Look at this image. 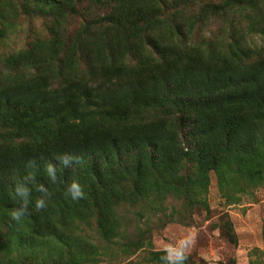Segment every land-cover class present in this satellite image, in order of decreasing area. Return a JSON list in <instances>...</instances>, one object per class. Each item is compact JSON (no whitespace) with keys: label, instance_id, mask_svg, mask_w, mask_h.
I'll use <instances>...</instances> for the list:
<instances>
[{"label":"trees","instance_id":"trees-1","mask_svg":"<svg viewBox=\"0 0 264 264\" xmlns=\"http://www.w3.org/2000/svg\"><path fill=\"white\" fill-rule=\"evenodd\" d=\"M35 18L43 32L8 51ZM259 38L264 0H0V264H97L101 243L122 244V206L141 204V218L168 195L196 205L213 171L229 202L261 185ZM17 179L32 199L21 222ZM146 233L126 230L127 252Z\"/></svg>","mask_w":264,"mask_h":264},{"label":"rangeland","instance_id":"rangeland-1","mask_svg":"<svg viewBox=\"0 0 264 264\" xmlns=\"http://www.w3.org/2000/svg\"><path fill=\"white\" fill-rule=\"evenodd\" d=\"M79 23L78 19L70 21L71 32ZM42 32L41 18L21 21L7 41V50L25 48ZM258 42L264 43V38ZM235 195L233 202H229L213 171L208 188L196 194V205L189 206L186 201L168 195L163 200L156 198L157 206L152 203L156 208L146 207L141 218L136 215L142 212L141 204L122 206L119 213L127 222L122 236L127 230L136 240L139 229H146V240L136 250L127 252L122 236L118 237L122 244L101 243L95 228H87L86 233L103 247L97 264H166L160 259L164 245L175 244L189 234L195 242L187 250L188 264H264V182L237 190ZM227 221L233 225L235 240L227 233Z\"/></svg>","mask_w":264,"mask_h":264},{"label":"clouds","instance_id":"clouds-1","mask_svg":"<svg viewBox=\"0 0 264 264\" xmlns=\"http://www.w3.org/2000/svg\"><path fill=\"white\" fill-rule=\"evenodd\" d=\"M62 162L67 165L68 158L67 157H58ZM34 163V162H33ZM48 174L52 177L53 180L55 177V168L53 165L49 164L47 167ZM30 180L31 177L26 178ZM39 190L41 192L46 191L43 185H40ZM70 191L73 200L82 199L86 196V193L82 186L78 182H73L70 186ZM14 193L13 200L19 198L22 201L21 206L19 208H13L10 210V217L12 220L16 222H21L22 218L26 216V210L30 203H32L31 199V189L25 180L17 179L14 181ZM35 210H43L47 207V201L44 197H38L35 200ZM195 242V238L189 234L188 236L180 239L175 244H166L164 245L160 259L165 261L166 264H186L188 259V248Z\"/></svg>","mask_w":264,"mask_h":264}]
</instances>
